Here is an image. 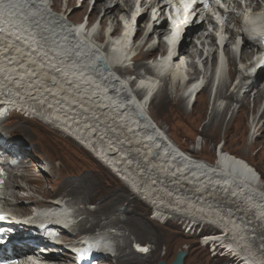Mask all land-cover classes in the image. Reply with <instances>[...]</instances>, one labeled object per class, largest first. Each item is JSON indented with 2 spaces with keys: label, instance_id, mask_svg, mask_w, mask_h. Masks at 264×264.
<instances>
[{
  "label": "bare ground",
  "instance_id": "6f19581e",
  "mask_svg": "<svg viewBox=\"0 0 264 264\" xmlns=\"http://www.w3.org/2000/svg\"><path fill=\"white\" fill-rule=\"evenodd\" d=\"M78 1L0 0V125L5 112L13 108L38 118L71 137L103 163L132 194L153 206L155 216L168 213L188 223L205 220L219 227L221 234L215 233L203 241L224 242L230 247L235 253L227 255L229 264L236 262L234 257L247 264H264V186L259 183L260 172L247 158L224 151L222 145L212 164L204 157L190 155L163 130L150 109L153 100L164 106L173 103L186 120L192 112L187 104L200 92L204 102L196 110L208 113L204 131L225 128L226 132L233 126L231 121L239 117L234 114L232 103L239 104L244 111L241 142L247 148L255 145L256 137L264 133V61L254 69L260 62L251 52L257 45L252 35L254 28L246 27V34L232 28L224 32L228 38L244 39L245 47L239 52L243 63L237 67L233 41L221 48L218 38L204 35L203 40H194L208 28L207 24H196L200 20L197 12L172 46L161 40L163 35L170 36L165 12L174 1L151 0L145 8L149 12L144 15V3L139 4V14L129 0H93L87 18L91 23L85 27L67 23L74 20L67 10ZM88 1L80 0L79 16L85 14ZM145 16L143 24H139ZM233 19L240 22L239 17ZM95 21L101 29L97 33ZM132 29L134 35L140 31L136 39L128 37ZM155 39L159 40L158 47L163 44L162 56L151 59ZM216 48L224 50L227 68L225 76L223 71L219 74L213 94L210 88L214 76L200 62L210 55L202 62L208 66ZM199 58L202 61L198 62ZM139 60L144 62L138 63ZM137 66V70H143L137 73L138 86L131 75ZM188 70L199 72V81L203 77L209 82L200 88L189 86L190 81H183ZM2 134L0 164L9 173L1 192L4 207L24 216L44 206L46 209L38 216H45L47 221L55 216L69 222L88 213L80 218L77 228L100 232L110 227L109 233L102 232L94 238L103 245L114 231L122 241L114 258L121 259L131 252L127 237L120 230L127 227L128 218L104 216L106 221L101 225L92 220L91 226L82 227L95 213L86 207L84 211L76 209L68 198L71 190L58 200L39 202L35 194L40 193L39 189L34 188V192L30 186L34 182L32 175L50 171L49 165L43 163L40 167L33 161H19L26 154L15 147L14 138ZM125 210L118 208L111 214ZM19 216L13 223L23 229L16 231L14 243L25 245L39 233ZM5 227L8 226L0 228ZM63 230L71 233V229ZM147 246L136 245L141 253L131 254L144 256L152 251L149 247L145 252ZM54 251L58 253L38 252L37 256L50 264H81L72 253ZM127 257L134 264L150 261L128 254L123 264L131 263Z\"/></svg>",
  "mask_w": 264,
  "mask_h": 264
},
{
  "label": "rangeland",
  "instance_id": "374dc122",
  "mask_svg": "<svg viewBox=\"0 0 264 264\" xmlns=\"http://www.w3.org/2000/svg\"><path fill=\"white\" fill-rule=\"evenodd\" d=\"M61 2L63 3V1ZM88 2L89 5L85 10V14L82 13L83 15L81 16H79L81 13H79L80 8H78L80 0L76 2L75 6H70L67 13L71 17H74L73 21L79 23L86 19L91 23L87 18L91 12L93 0ZM152 11L150 10V12ZM148 12L149 10L143 14H148ZM145 18L146 16L139 20V24ZM94 23L98 25L97 21ZM99 31H101L100 28L97 29V32ZM139 33L140 31L135 33L136 38ZM162 48L163 44L159 45V48L151 53L150 58L153 59L156 56L155 54H158ZM183 49H186V47ZM143 62L144 60L138 61V63ZM137 67L133 69L132 77L137 76L138 71L143 72L141 69L137 70L139 69ZM199 93H196L195 98H192L188 102L189 105L187 104L188 110L192 112L190 115H187L186 120L180 115L181 112H179L178 107L173 103L164 106L153 100L150 104L151 113L163 130L184 151H188L196 157H204L208 162L213 163L216 157L217 146L221 143L224 151L247 158L260 172L259 183L261 186H264V133H259L261 135L256 137L255 145L248 146V148L247 146H243L241 142L242 128L240 126L242 125L243 119L241 117L244 116V111L241 105L235 103H232V106L234 104L233 109H235L234 114H237L239 117L231 121L233 126L231 125L232 127L228 131L225 132V128L204 131L203 123L206 121L208 113L201 114L196 110L204 102V97ZM228 114L230 115V112ZM228 114L225 119L229 117ZM0 130L6 136L14 138L15 147L19 148L20 152L26 154L19 157V161H33L40 167L43 163L49 165L50 171L46 170L32 175L34 182L30 186L34 192L39 189L40 193H35L39 202H41L42 196H47L50 199L60 198L62 194L66 195L68 190H71L68 198L72 199L76 209L86 207V209L90 208L92 210H89L95 213L87 218V222H82V227L88 228L91 226L92 220L95 221L93 223L101 225L106 221L104 216L119 219L128 218L129 223L127 227H121L120 229L123 232H121L122 235L127 237L128 250L132 253L135 251L132 247L134 242L140 245H150L149 247L152 250L141 257H137L135 253L131 254L129 252L130 257L135 256V258H140L141 260H144V258L149 259L148 264H157L160 260H165L169 264L177 251L185 248L187 254L183 264H228L226 263L227 257L213 255L210 246H203L200 243L199 238L196 236L197 231L188 230L185 225L186 221H181L168 213L161 217L155 216L150 204L141 200L137 195L132 194L131 190L104 164L62 131L45 124L38 118L27 116L23 112H14L4 117ZM253 138L250 139L253 140ZM16 173L18 172L16 171ZM37 181L39 184L36 183ZM118 208H125L126 210L114 213V215L111 214L117 211ZM81 211H84V209ZM87 214L79 216L76 220H80V218L85 217ZM93 216L97 218L95 217V219ZM138 227H144V229H138ZM138 238H140V241H138ZM127 255L122 256L121 259L108 258L101 263L115 264L121 260L119 264H123L126 261L125 257ZM127 259L128 262L134 264L132 259L129 257ZM233 259L236 261L233 264H240L239 259L237 260L235 257Z\"/></svg>",
  "mask_w": 264,
  "mask_h": 264
},
{
  "label": "water",
  "instance_id": "95a60500",
  "mask_svg": "<svg viewBox=\"0 0 264 264\" xmlns=\"http://www.w3.org/2000/svg\"><path fill=\"white\" fill-rule=\"evenodd\" d=\"M186 254V251H178L175 258L173 259V261L170 264H182V258L184 257V255ZM157 264H165L164 261H159Z\"/></svg>",
  "mask_w": 264,
  "mask_h": 264
}]
</instances>
